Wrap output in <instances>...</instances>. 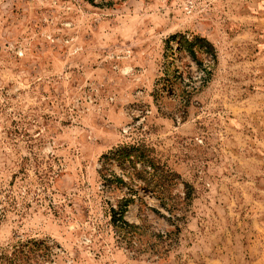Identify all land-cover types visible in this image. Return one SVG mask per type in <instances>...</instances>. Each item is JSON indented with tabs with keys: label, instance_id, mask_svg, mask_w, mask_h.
<instances>
[{
	"label": "rangeland",
	"instance_id": "1",
	"mask_svg": "<svg viewBox=\"0 0 264 264\" xmlns=\"http://www.w3.org/2000/svg\"><path fill=\"white\" fill-rule=\"evenodd\" d=\"M124 145L190 186L183 210L117 183ZM128 197L177 236L118 237ZM19 244L17 264H264V0H0V255Z\"/></svg>",
	"mask_w": 264,
	"mask_h": 264
},
{
	"label": "trees",
	"instance_id": "2",
	"mask_svg": "<svg viewBox=\"0 0 264 264\" xmlns=\"http://www.w3.org/2000/svg\"><path fill=\"white\" fill-rule=\"evenodd\" d=\"M175 36H171L170 39H174ZM188 45L189 51L194 55L192 50L193 43L185 41ZM103 159H106L108 163H118L120 167L126 168L125 165L131 168L126 170L129 175V182H124L122 177H116L115 180L121 185L133 184L135 190L134 194H138L139 191L147 192L156 198L160 206L168 211L170 214L183 210V207L187 206L188 202L192 198V191L188 184L182 183L183 185V196L174 192L178 182V175L169 170L164 164H161L154 156L151 155L149 150L143 145H124L113 149L108 155H103ZM101 170H99L100 175ZM138 201H142L138 197ZM134 200L130 197L123 198L118 202V209L112 208L111 211V222L114 227L115 233L126 242H132L135 236H142L149 234V238L154 239L155 247L165 244L166 240L171 236H177L180 231L178 221L180 218H176L173 221V230L167 232L164 235L153 234L150 232V228L146 224L136 225L128 222L125 219V214L129 205H132ZM172 206H168V205ZM157 212L156 210H152ZM167 221H171L167 218ZM170 240V239H169ZM32 251V250H31ZM30 251V252H31ZM25 250L22 244L17 245L14 248L11 256L0 255L2 264H17L14 260L18 258V255H24ZM29 253V251H27ZM14 259V260H13ZM20 264V263H19Z\"/></svg>",
	"mask_w": 264,
	"mask_h": 264
}]
</instances>
